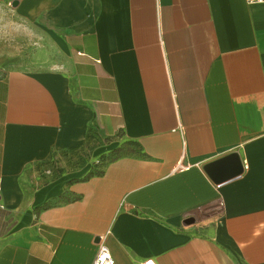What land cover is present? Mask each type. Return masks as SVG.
<instances>
[{"label": "crops", "instance_id": "crops-1", "mask_svg": "<svg viewBox=\"0 0 264 264\" xmlns=\"http://www.w3.org/2000/svg\"><path fill=\"white\" fill-rule=\"evenodd\" d=\"M8 5L57 59L0 74V264H264V3Z\"/></svg>", "mask_w": 264, "mask_h": 264}, {"label": "rangeland", "instance_id": "rangeland-1", "mask_svg": "<svg viewBox=\"0 0 264 264\" xmlns=\"http://www.w3.org/2000/svg\"><path fill=\"white\" fill-rule=\"evenodd\" d=\"M11 5L0 8V74L11 67L33 72L52 67L57 56L42 54L43 44L32 26L24 27L10 11ZM108 143L109 141L106 140ZM105 153L97 154L95 146L69 150L58 156L51 165L53 173H78L84 168V177L100 173Z\"/></svg>", "mask_w": 264, "mask_h": 264}, {"label": "built area", "instance_id": "built-area-1", "mask_svg": "<svg viewBox=\"0 0 264 264\" xmlns=\"http://www.w3.org/2000/svg\"><path fill=\"white\" fill-rule=\"evenodd\" d=\"M249 3H264V0H247ZM190 167V164L185 163L183 158L176 164L175 171L184 170ZM91 264H116L115 259L109 249V247L100 243L98 246L97 253ZM146 264H155L151 260H148Z\"/></svg>", "mask_w": 264, "mask_h": 264}, {"label": "water", "instance_id": "water-1", "mask_svg": "<svg viewBox=\"0 0 264 264\" xmlns=\"http://www.w3.org/2000/svg\"><path fill=\"white\" fill-rule=\"evenodd\" d=\"M188 223V222H187Z\"/></svg>", "mask_w": 264, "mask_h": 264}]
</instances>
